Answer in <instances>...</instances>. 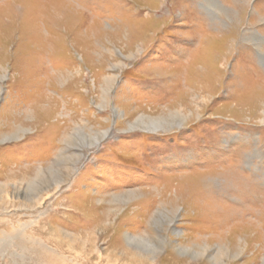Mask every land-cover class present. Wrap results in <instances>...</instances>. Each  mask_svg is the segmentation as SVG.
Masks as SVG:
<instances>
[{"label": "rangeland", "instance_id": "374dc122", "mask_svg": "<svg viewBox=\"0 0 264 264\" xmlns=\"http://www.w3.org/2000/svg\"><path fill=\"white\" fill-rule=\"evenodd\" d=\"M0 264H264V0H0Z\"/></svg>", "mask_w": 264, "mask_h": 264}, {"label": "bare ground", "instance_id": "6f19581e", "mask_svg": "<svg viewBox=\"0 0 264 264\" xmlns=\"http://www.w3.org/2000/svg\"><path fill=\"white\" fill-rule=\"evenodd\" d=\"M41 205V204H40ZM11 212V211H10ZM33 222V221H32ZM22 225H24V227H22V229H26V226H28L27 224H25V223H23ZM40 229H42V227L40 228ZM21 230V229H20ZM51 239V238H50ZM52 240V239H51ZM54 242H56V241H54ZM76 254V253H75ZM65 257V256H64Z\"/></svg>", "mask_w": 264, "mask_h": 264}]
</instances>
